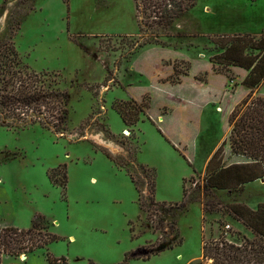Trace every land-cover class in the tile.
<instances>
[{
	"label": "rangeland",
	"instance_id": "1",
	"mask_svg": "<svg viewBox=\"0 0 264 264\" xmlns=\"http://www.w3.org/2000/svg\"><path fill=\"white\" fill-rule=\"evenodd\" d=\"M136 3L0 0V48L46 73L45 88L65 102L60 131L0 127L1 183L52 223L36 220L37 236H56L33 264L42 253L64 264H119L131 252L151 256L128 264H201L206 242L254 238L228 207L264 203V181L228 191L206 189L203 177L228 138L230 110L249 92L247 71L209 58L221 52L219 37L264 34V0H195L168 26ZM253 96L264 97V81ZM116 104L128 124L138 121L124 125ZM222 148L224 164L243 161ZM59 163L64 191L46 177Z\"/></svg>",
	"mask_w": 264,
	"mask_h": 264
},
{
	"label": "trees",
	"instance_id": "2",
	"mask_svg": "<svg viewBox=\"0 0 264 264\" xmlns=\"http://www.w3.org/2000/svg\"><path fill=\"white\" fill-rule=\"evenodd\" d=\"M136 1L137 8L140 1L146 2L143 7L146 12L149 11L148 18L163 26H168L195 6V0ZM215 43L221 52L211 56L209 61L214 66H222V69L233 66L247 71L242 85L249 92L228 114V138L210 157L205 168L203 186L206 189L239 190L255 181H264V97L253 96V89L264 81V34L259 37L222 36ZM176 73L174 69V74ZM46 80V73H36L22 65L12 46L4 44L0 48V127L10 129L39 125L43 129L62 130L61 123L65 116L64 96L61 92L49 90L48 85L46 89ZM132 103L138 112H142L143 106L137 107L135 102ZM118 106L119 104L114 105V110L124 125H134L138 121L135 116L132 123L128 124L124 112ZM46 115L53 121H47L49 117ZM225 144L229 147L230 156L240 157L243 161L224 164L222 146ZM107 158L110 159L109 156ZM47 176L52 185L65 190V165L50 170ZM130 181L133 183L131 178ZM153 192L154 185H151L150 193ZM182 193L185 196L184 189ZM154 202L150 198L152 205ZM228 210L251 230L254 238L242 236L234 242L219 237L206 242L201 248V264H264V203L257 205L254 210L245 205L231 204ZM38 220L44 219L40 217ZM34 225L29 230L12 227L0 229V264L4 257L18 258L22 254L28 255L56 241V236L52 234H45L41 238L38 233L37 236L33 231ZM150 256L151 254L134 256L132 252L126 253L119 264H128L129 259L145 261ZM46 260L49 264L65 262L63 258L51 259L48 253Z\"/></svg>",
	"mask_w": 264,
	"mask_h": 264
},
{
	"label": "crops",
	"instance_id": "3",
	"mask_svg": "<svg viewBox=\"0 0 264 264\" xmlns=\"http://www.w3.org/2000/svg\"><path fill=\"white\" fill-rule=\"evenodd\" d=\"M60 165L62 164L59 163L55 167L46 169L47 179L48 172ZM40 217L49 222L50 226H52V223L43 215L41 210L34 209L30 204L28 205V202L24 201L23 203H17L12 200L11 195L7 191V185L1 183L0 179V229L12 227L19 230H29ZM37 254L38 252L35 251L31 254L24 255V259L4 257L2 264H33L34 260L39 261L40 259V256ZM42 256L41 264H49L43 253Z\"/></svg>",
	"mask_w": 264,
	"mask_h": 264
},
{
	"label": "water",
	"instance_id": "4",
	"mask_svg": "<svg viewBox=\"0 0 264 264\" xmlns=\"http://www.w3.org/2000/svg\"><path fill=\"white\" fill-rule=\"evenodd\" d=\"M21 258H22V259H24V258H25V256H24V255H22V256H21Z\"/></svg>",
	"mask_w": 264,
	"mask_h": 264
},
{
	"label": "bare ground",
	"instance_id": "5",
	"mask_svg": "<svg viewBox=\"0 0 264 264\" xmlns=\"http://www.w3.org/2000/svg\"><path fill=\"white\" fill-rule=\"evenodd\" d=\"M218 112H219V110H218Z\"/></svg>",
	"mask_w": 264,
	"mask_h": 264
}]
</instances>
